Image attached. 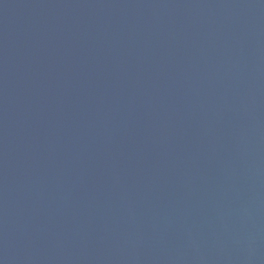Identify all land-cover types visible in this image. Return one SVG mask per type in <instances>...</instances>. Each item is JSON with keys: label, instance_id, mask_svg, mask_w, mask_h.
<instances>
[{"label": "water", "instance_id": "1", "mask_svg": "<svg viewBox=\"0 0 264 264\" xmlns=\"http://www.w3.org/2000/svg\"><path fill=\"white\" fill-rule=\"evenodd\" d=\"M0 264H264V0H0Z\"/></svg>", "mask_w": 264, "mask_h": 264}]
</instances>
